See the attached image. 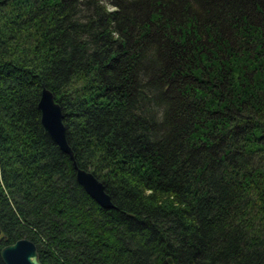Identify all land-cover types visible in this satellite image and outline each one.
Instances as JSON below:
<instances>
[{
  "label": "trees",
  "instance_id": "obj_1",
  "mask_svg": "<svg viewBox=\"0 0 264 264\" xmlns=\"http://www.w3.org/2000/svg\"><path fill=\"white\" fill-rule=\"evenodd\" d=\"M0 230L42 264H264V0H0Z\"/></svg>",
  "mask_w": 264,
  "mask_h": 264
},
{
  "label": "water",
  "instance_id": "obj_2",
  "mask_svg": "<svg viewBox=\"0 0 264 264\" xmlns=\"http://www.w3.org/2000/svg\"><path fill=\"white\" fill-rule=\"evenodd\" d=\"M37 106L40 110V121L44 130L73 159V151L66 138L61 105L55 100L53 92L48 87L41 88ZM73 165L76 179L85 190L101 205L112 206L103 182L91 170L78 166L74 159ZM0 256L5 264H42L35 242L28 237H19L13 242L5 244L0 249ZM167 260L172 262L170 257Z\"/></svg>",
  "mask_w": 264,
  "mask_h": 264
}]
</instances>
